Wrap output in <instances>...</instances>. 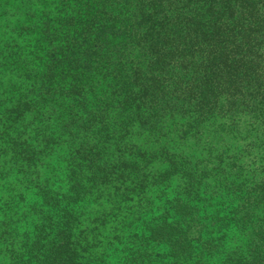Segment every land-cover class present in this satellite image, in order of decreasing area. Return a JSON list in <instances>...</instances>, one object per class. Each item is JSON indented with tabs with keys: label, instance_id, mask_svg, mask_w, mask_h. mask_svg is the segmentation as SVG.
<instances>
[{
	"label": "trees",
	"instance_id": "1",
	"mask_svg": "<svg viewBox=\"0 0 264 264\" xmlns=\"http://www.w3.org/2000/svg\"><path fill=\"white\" fill-rule=\"evenodd\" d=\"M0 264H264V0H0Z\"/></svg>",
	"mask_w": 264,
	"mask_h": 264
},
{
	"label": "rangeland",
	"instance_id": "2",
	"mask_svg": "<svg viewBox=\"0 0 264 264\" xmlns=\"http://www.w3.org/2000/svg\"><path fill=\"white\" fill-rule=\"evenodd\" d=\"M20 11H21V10H20ZM20 11H19V13H21ZM22 12H23V11H22ZM242 121H243L242 123H243L244 127H245V126H249V124L251 123L250 120H248L247 118H242ZM251 128L253 129V128H255V126H252ZM256 128H257V127H256ZM259 128H260V127H259ZM262 132H263V130H262ZM245 133H246V132H245Z\"/></svg>",
	"mask_w": 264,
	"mask_h": 264
}]
</instances>
